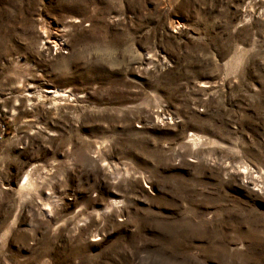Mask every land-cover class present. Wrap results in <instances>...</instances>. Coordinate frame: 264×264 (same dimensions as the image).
Wrapping results in <instances>:
<instances>
[{"label":"rangeland","instance_id":"rangeland-1","mask_svg":"<svg viewBox=\"0 0 264 264\" xmlns=\"http://www.w3.org/2000/svg\"><path fill=\"white\" fill-rule=\"evenodd\" d=\"M0 264H264V0H0Z\"/></svg>","mask_w":264,"mask_h":264},{"label":"bare ground","instance_id":"bare-ground-1","mask_svg":"<svg viewBox=\"0 0 264 264\" xmlns=\"http://www.w3.org/2000/svg\"><path fill=\"white\" fill-rule=\"evenodd\" d=\"M43 39H44L45 42L48 43L49 45H50V44H53L54 46H57L58 48H61V47H60V43H59L58 39L54 36V34H51V33L49 32V34L43 36ZM48 89H50V88H48ZM50 90H51V89H50ZM55 92H59L58 89H56Z\"/></svg>","mask_w":264,"mask_h":264}]
</instances>
